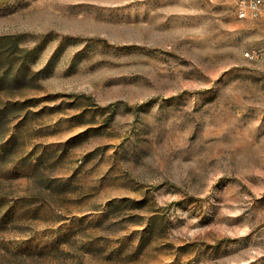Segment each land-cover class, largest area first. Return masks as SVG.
Segmentation results:
<instances>
[{
  "label": "rangeland",
  "instance_id": "rangeland-1",
  "mask_svg": "<svg viewBox=\"0 0 264 264\" xmlns=\"http://www.w3.org/2000/svg\"><path fill=\"white\" fill-rule=\"evenodd\" d=\"M0 35V264H264V14L0 0Z\"/></svg>",
  "mask_w": 264,
  "mask_h": 264
},
{
  "label": "trees",
  "instance_id": "trees-1",
  "mask_svg": "<svg viewBox=\"0 0 264 264\" xmlns=\"http://www.w3.org/2000/svg\"><path fill=\"white\" fill-rule=\"evenodd\" d=\"M33 49L22 47L21 38L15 35H0V87L11 91L28 75V56ZM18 102L5 104L7 115L15 110ZM2 131V130H1Z\"/></svg>",
  "mask_w": 264,
  "mask_h": 264
},
{
  "label": "built area",
  "instance_id": "built-area-1",
  "mask_svg": "<svg viewBox=\"0 0 264 264\" xmlns=\"http://www.w3.org/2000/svg\"><path fill=\"white\" fill-rule=\"evenodd\" d=\"M242 6L248 7L253 16H260L261 14H264V0H242ZM244 15V8H242L240 16ZM247 55H250V53L247 52Z\"/></svg>",
  "mask_w": 264,
  "mask_h": 264
}]
</instances>
